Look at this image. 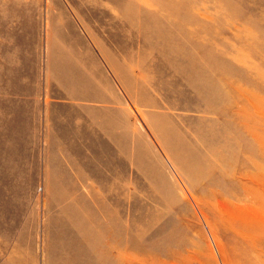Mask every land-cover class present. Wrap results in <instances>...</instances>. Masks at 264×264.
I'll return each instance as SVG.
<instances>
[{"label":"rangeland","instance_id":"obj_1","mask_svg":"<svg viewBox=\"0 0 264 264\" xmlns=\"http://www.w3.org/2000/svg\"><path fill=\"white\" fill-rule=\"evenodd\" d=\"M0 264H264V0H0Z\"/></svg>","mask_w":264,"mask_h":264},{"label":"bare ground","instance_id":"obj_2","mask_svg":"<svg viewBox=\"0 0 264 264\" xmlns=\"http://www.w3.org/2000/svg\"><path fill=\"white\" fill-rule=\"evenodd\" d=\"M223 110H224V109H223ZM224 116H225V115H224ZM222 117H223V116H222ZM242 125H243V124H242ZM242 125H241V126H242ZM235 221H236V220H235Z\"/></svg>","mask_w":264,"mask_h":264}]
</instances>
